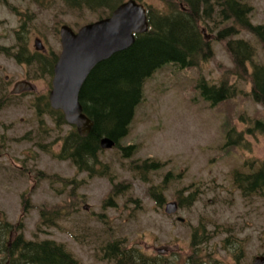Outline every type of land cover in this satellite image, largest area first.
<instances>
[{"label":"rangeland","instance_id":"rangeland-1","mask_svg":"<svg viewBox=\"0 0 264 264\" xmlns=\"http://www.w3.org/2000/svg\"><path fill=\"white\" fill-rule=\"evenodd\" d=\"M143 1L164 7L161 0ZM247 2L252 7L250 22L264 24V0ZM98 19L97 12L63 0H0V83L8 93L20 80L34 86L31 92L9 93L0 104V219L20 225L5 243L10 246L19 233L25 240L53 239L79 264H114L101 256L100 247L118 238L164 264H185L192 254L198 260L210 255L215 264H249L264 255V194L244 196L232 177L236 170H257L264 160V134L250 131L255 120L264 119V107L253 101L251 84L232 73L228 82L236 95L215 106L196 87L201 77L218 83L222 72L233 67L225 46L229 39H215V29L223 23L213 26L209 21L213 31L202 32L210 42L211 58L184 69L168 63L144 82L129 131L120 139L121 145H135L131 159L121 157L116 148L104 149L99 156L113 183H122L110 202L105 201L113 185L108 175L89 176L55 157L58 137L70 127L56 128L47 114L37 112L33 102L48 93L50 78L35 72L33 65L18 63L13 53L20 40L30 52L36 51V38L42 52L58 53L62 24L77 30ZM22 21L27 28L23 34L17 32ZM233 38L247 41L254 49L252 61L264 63V39L243 29ZM251 66L247 64L248 70ZM34 73L40 76L34 79ZM226 118L228 128L242 133L241 146L225 148ZM45 131L48 135L39 137ZM144 159L160 166L142 179L130 169V161ZM153 185L162 186L161 205L150 195ZM171 202L176 211L168 214L165 204ZM55 205L64 209L63 215L54 225L43 223L40 209ZM195 230L196 240H206L192 247ZM238 247L241 255L236 258ZM8 263L0 253V264ZM201 264L209 263L202 259Z\"/></svg>","mask_w":264,"mask_h":264},{"label":"trees","instance_id":"trees-1","mask_svg":"<svg viewBox=\"0 0 264 264\" xmlns=\"http://www.w3.org/2000/svg\"><path fill=\"white\" fill-rule=\"evenodd\" d=\"M63 1L71 7H84L97 12L99 18H102L110 15L112 10L125 0ZM137 1L145 6L149 24L147 31L136 34L131 46L115 52L109 58L97 63L90 71L79 91L82 111L93 123L90 132L86 136H80L74 126H69V131L58 137L61 145L55 154L57 159L71 162L78 171L89 176L108 175L112 183L113 175L106 172L107 165L99 159L103 152L99 146L100 139L111 138L115 142L114 148L120 151L121 157L130 158L135 152V145H121L120 139L129 131L135 108L142 100L144 82L168 63L184 69L198 66L211 58L213 53L210 42L204 39L202 34L204 28L213 31L209 21L213 26H216V23H223L221 27L215 29V39H229L225 46L233 67L227 72H222L218 83L210 82L203 77L199 78L196 87L201 96L211 106L234 97L235 86L228 82L229 74L232 73L251 84L250 94L253 101L264 107V63L252 61L254 49L247 41L233 38L238 30L243 29L259 39H264V24L250 22L252 7L247 0H161L164 4L163 8H155L143 0ZM25 23L22 21L17 32L23 34L27 30ZM19 34L17 37L20 38ZM19 47L13 53L15 60L18 63L35 66V72L37 70L51 79L58 53L30 52L22 40L19 42ZM248 63L252 65L249 70ZM38 76L40 75L34 73L33 78L36 79ZM9 95L4 91V85L0 83V104ZM33 104L37 112L42 111L43 115L47 114L56 128L66 124L62 112L50 108L48 93L36 97ZM229 123L226 118L222 124L225 148L241 146L242 133L236 132L232 127L228 128ZM252 127L250 131L259 130L264 134V119L255 120ZM48 130L51 128L48 127ZM46 135L48 132L45 131L42 135L39 134V137L43 138ZM159 166L158 161L151 159L130 161V169L142 179L148 172L159 169ZM232 177L234 185L244 196L256 192L264 194V160L259 162L257 170L249 173L236 170L233 171ZM121 185L122 183H113L105 200L107 203L121 190ZM73 190L74 188L71 189L70 196L73 195ZM149 191L156 204L161 205L162 186L153 185ZM59 206L40 209L41 221L54 225L63 215L64 209H60ZM18 226L20 225L0 219V253L8 258V264H79L63 244L53 239L25 240L19 233L8 246L5 243L6 237L13 232H19ZM205 240V237L196 240L195 230L192 234L191 246L195 247ZM100 253L103 258L113 261L114 264H164L156 258L147 257L139 250L126 247L119 238L109 240L102 245ZM240 255L241 249L238 247L235 257L238 258ZM210 258V255L202 257L209 264L217 262L209 260ZM201 260L192 254L186 259L185 264H201Z\"/></svg>","mask_w":264,"mask_h":264},{"label":"water","instance_id":"water-1","mask_svg":"<svg viewBox=\"0 0 264 264\" xmlns=\"http://www.w3.org/2000/svg\"><path fill=\"white\" fill-rule=\"evenodd\" d=\"M145 7L136 0H126L112 10L109 16L82 25L76 32L68 25L60 27L61 51L53 67L48 101L53 109L63 112L68 124L75 125L77 133L86 136L92 121L83 113L79 91L93 67L115 52L132 45L136 34L148 29ZM36 50H42L40 39H34ZM34 90L30 81L22 80L13 85L11 94ZM109 137H102V149L114 147ZM165 211L174 213V202L165 204ZM163 250L159 249L158 253ZM249 264H264V255H256Z\"/></svg>","mask_w":264,"mask_h":264},{"label":"flooded vegetation","instance_id":"flooded-vegetation-1","mask_svg":"<svg viewBox=\"0 0 264 264\" xmlns=\"http://www.w3.org/2000/svg\"><path fill=\"white\" fill-rule=\"evenodd\" d=\"M178 206L180 207L179 203H178ZM181 208V207H180Z\"/></svg>","mask_w":264,"mask_h":264},{"label":"bare ground","instance_id":"bare-ground-1","mask_svg":"<svg viewBox=\"0 0 264 264\" xmlns=\"http://www.w3.org/2000/svg\"><path fill=\"white\" fill-rule=\"evenodd\" d=\"M102 149V148H101ZM102 150H104V149H102Z\"/></svg>","mask_w":264,"mask_h":264}]
</instances>
